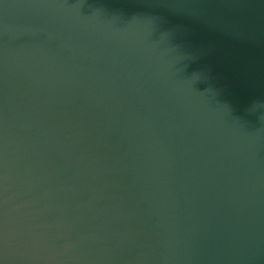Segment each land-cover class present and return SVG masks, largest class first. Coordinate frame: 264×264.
<instances>
[{
    "label": "water",
    "instance_id": "95a60500",
    "mask_svg": "<svg viewBox=\"0 0 264 264\" xmlns=\"http://www.w3.org/2000/svg\"><path fill=\"white\" fill-rule=\"evenodd\" d=\"M0 264H264V0H0Z\"/></svg>",
    "mask_w": 264,
    "mask_h": 264
}]
</instances>
